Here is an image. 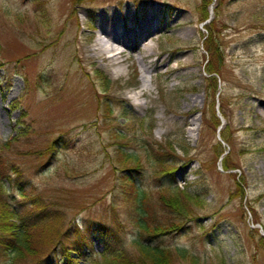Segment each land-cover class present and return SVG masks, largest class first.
<instances>
[{
  "label": "rangeland",
  "instance_id": "rangeland-1",
  "mask_svg": "<svg viewBox=\"0 0 264 264\" xmlns=\"http://www.w3.org/2000/svg\"><path fill=\"white\" fill-rule=\"evenodd\" d=\"M103 17L127 32L150 17V63L136 53L109 63L96 46ZM141 76L147 92L135 98ZM261 110L264 0H0L5 189L11 203L43 199L49 227L66 233L64 249L17 264H70L65 252L106 264L111 233L131 264H151L134 245L146 239L175 253L167 264H264ZM129 177L169 233L140 231ZM168 186L196 198L182 200L185 215L160 208Z\"/></svg>",
  "mask_w": 264,
  "mask_h": 264
},
{
  "label": "trees",
  "instance_id": "trees-1",
  "mask_svg": "<svg viewBox=\"0 0 264 264\" xmlns=\"http://www.w3.org/2000/svg\"><path fill=\"white\" fill-rule=\"evenodd\" d=\"M206 74L209 75V78L213 77V72H208ZM211 80L215 83L214 79ZM50 149L51 155H53L55 150L53 147H50ZM127 158H131V156L128 155ZM226 161L227 157L223 159V170H229L225 167ZM162 168H164V166ZM9 172L8 166L3 164L0 159V255L11 260L13 264L23 262L27 259H34L40 262L50 253L54 252L58 245H61L60 247L64 249L61 238L66 233L61 234L56 232L54 228L49 227L50 222L54 221L55 218L49 214V206L43 199L29 196V198L26 199L29 203L24 200L18 203H11L9 201V196L5 189V182L9 183L12 181ZM126 172L131 174V172H136V168H127ZM130 176L133 177V175ZM132 177L129 178L133 181ZM133 183L135 182L133 181ZM130 192L132 193L133 200L136 201L139 207L140 220L138 219L137 224L140 231H142L144 235H147L150 229L153 228L154 232L148 234V238L152 239L160 234L169 233L170 228L166 225L152 226V214L149 205L150 196L143 193L136 183L135 185L131 184ZM164 193L166 194H159L160 208L170 213L177 212L180 215H185V213L179 211L182 200H191L193 198L196 200L192 195L183 193L173 186L165 188ZM26 196H28V194L23 192L22 197L26 198ZM185 203L187 202L184 201L183 204ZM103 231L104 230H102V232ZM105 232L109 231L105 230ZM111 234L109 238L107 236V250L102 253L104 262L106 264L133 263L134 258H131L129 253L123 250L124 248L122 244L118 242L116 235L114 233ZM109 242L111 243L110 245ZM134 245L137 248V253H139L138 256L141 254L142 257L151 264H167L172 259V256L175 255L171 249L154 244L152 240L148 241L146 239L136 241ZM185 253L186 251H180L182 255ZM63 257L65 262H69L70 264L74 263L72 257H70L68 253L65 252ZM191 259L194 260L192 256ZM139 260L140 257L138 261Z\"/></svg>",
  "mask_w": 264,
  "mask_h": 264
},
{
  "label": "bare ground",
  "instance_id": "bare-ground-1",
  "mask_svg": "<svg viewBox=\"0 0 264 264\" xmlns=\"http://www.w3.org/2000/svg\"><path fill=\"white\" fill-rule=\"evenodd\" d=\"M104 19L105 18L103 17L101 25H99L100 34L97 38L96 46H98V48L102 51L109 53V63L112 65L123 64L130 59L132 53H136L141 61L143 59L147 61V59L153 54V48L148 44V40H151L152 36L147 33L149 30L148 28L151 27L150 17L142 19L138 27L131 29L129 32L126 30L121 31L118 24L112 22L111 20L105 21ZM147 35L149 36L147 37ZM82 52L83 49H79V52L75 56V64H78L79 66L82 65L81 62L83 56L79 55ZM147 62L150 63V61ZM149 68L148 64L143 65L144 71H147ZM146 92V85L144 84L143 76H141V84L139 86V91L135 94V98L145 95ZM194 104L195 100H189L188 103H185L182 106V110L179 111V113L183 115L191 112L194 109ZM257 115L261 119L264 118L263 110L258 111ZM184 118L185 117H183V123L189 121L187 119L188 117Z\"/></svg>",
  "mask_w": 264,
  "mask_h": 264
}]
</instances>
